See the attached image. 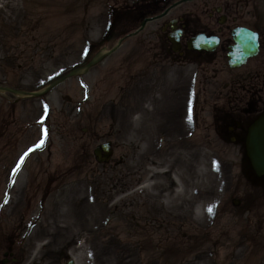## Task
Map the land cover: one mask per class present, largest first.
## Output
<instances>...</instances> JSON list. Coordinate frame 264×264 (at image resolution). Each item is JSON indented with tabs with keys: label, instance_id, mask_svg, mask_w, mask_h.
Wrapping results in <instances>:
<instances>
[{
	"label": "rangeland",
	"instance_id": "obj_1",
	"mask_svg": "<svg viewBox=\"0 0 264 264\" xmlns=\"http://www.w3.org/2000/svg\"><path fill=\"white\" fill-rule=\"evenodd\" d=\"M103 12L99 0H0V90H10L0 92V264L5 252L7 264H264V178L250 180L244 151L225 144L240 116L226 101L224 61L197 74L165 66L148 78L145 59L110 69V57L40 97L12 93L37 91L81 65L86 45L104 32ZM153 113L164 121L153 142L162 161L192 142L196 196L219 186L212 211H198V220L148 198L138 210L133 192L148 162L137 159L151 149L142 120ZM184 120L180 142L170 130ZM107 141L112 157L97 164L92 152ZM194 150L214 159V178L203 175ZM165 183L153 199H176Z\"/></svg>",
	"mask_w": 264,
	"mask_h": 264
},
{
	"label": "flooded vegetation",
	"instance_id": "obj_2",
	"mask_svg": "<svg viewBox=\"0 0 264 264\" xmlns=\"http://www.w3.org/2000/svg\"><path fill=\"white\" fill-rule=\"evenodd\" d=\"M106 24L98 41L86 45L91 58L113 50L114 67L145 59L147 69L203 66L227 61L228 50L240 31L255 37L257 53L239 69L229 70L224 85L232 120L233 141L245 138L250 123L264 111V0H99ZM103 11V10H102ZM144 32L143 34H141ZM203 36L205 45L195 44ZM176 37V46L170 41ZM252 39H247L251 47ZM167 68V67H165ZM242 72V73H241ZM234 110V111H233Z\"/></svg>",
	"mask_w": 264,
	"mask_h": 264
},
{
	"label": "bare ground",
	"instance_id": "obj_3",
	"mask_svg": "<svg viewBox=\"0 0 264 264\" xmlns=\"http://www.w3.org/2000/svg\"><path fill=\"white\" fill-rule=\"evenodd\" d=\"M15 5V4H14ZM144 114V112H143ZM146 114V113H145ZM156 113L147 114L145 118H143V127L149 129V137H148V146L151 147L150 152L148 153L149 158L144 156H136L138 158L137 162L139 166L144 163L146 166V162L148 168L144 169L143 172L140 174L139 178L136 179L138 183H144L143 187L137 188L133 192V197L138 204V210L140 208V199L146 200L144 198L150 199L152 202L164 205L163 203H170L171 207L175 208H183L184 211L188 214L192 213L195 220H198V211H205L208 214V208L212 206L213 202L216 201L215 197L218 195V188L219 186L208 196V198L202 199L198 198L196 194L199 193L200 188L197 186L195 182L191 181L190 171L189 168V161L188 157L189 154L187 152L188 149H195L192 147L191 144L184 145L183 147L179 148L180 153H170L169 155L166 154L163 157L168 156L170 162H164L167 158H162L157 153V149L153 147V142L156 137L154 132L158 131L159 128H163L164 121L162 124L159 122L161 121L158 119ZM160 120V121H159ZM171 121H174L171 119ZM175 122V121H174ZM189 124L186 120L183 122L180 121L178 124H175L173 128L170 130L173 134L178 133V135L182 136L181 141L185 138L184 135L188 132ZM176 136V135H175ZM174 136V137H175ZM169 146L176 145L175 139L170 140L167 143ZM192 157L195 161H199L198 165L200 166L201 172L203 175L214 178L215 177V170H216V162L214 159H210L208 155H204L203 152L198 153L197 151H192ZM198 159V160H197ZM161 162L160 166L153 169V165ZM165 163L167 167L165 166ZM144 166V168H145ZM172 169L170 170V168ZM170 172V176L166 177V175ZM204 176V177H205ZM155 180V181H154ZM148 181H153V183L148 184ZM167 182L170 186H174L176 189V199H170L168 201L164 200V196H159L157 200L151 197V193H160L164 190V185ZM164 183V184H163ZM157 194V195H158ZM140 205V206H139ZM201 206V207H200ZM200 207V209H198ZM98 223V218L94 220ZM205 224V223H204Z\"/></svg>",
	"mask_w": 264,
	"mask_h": 264
},
{
	"label": "water",
	"instance_id": "obj_4",
	"mask_svg": "<svg viewBox=\"0 0 264 264\" xmlns=\"http://www.w3.org/2000/svg\"><path fill=\"white\" fill-rule=\"evenodd\" d=\"M242 48V42L238 43ZM237 54V53H235ZM243 52L239 53V56H231L230 58V66L236 67L239 66L242 62H244L245 57H243ZM76 72L71 73V75H75ZM39 93H33L31 95H38ZM246 148H247V156L250 160V163L257 175L264 174V114H262L257 121L250 127L249 133L246 139ZM102 151L105 153L103 158H100V150H96L94 154L98 157V161H106L110 156V151L108 149V144L101 146ZM68 264H73V262H69Z\"/></svg>",
	"mask_w": 264,
	"mask_h": 264
},
{
	"label": "snow or ice",
	"instance_id": "obj_5",
	"mask_svg": "<svg viewBox=\"0 0 264 264\" xmlns=\"http://www.w3.org/2000/svg\"><path fill=\"white\" fill-rule=\"evenodd\" d=\"M40 143L42 144L43 141H41ZM39 146H40V145L38 144L37 147H39ZM33 150H34V149H29V152H31V151H33ZM28 154H29V153L26 152V153L24 154V156H22V157L20 158V162H21V163L23 162L24 158H25ZM21 163H18V164L16 165V168L13 169V175H15L16 171L20 168ZM5 196L7 197V194H5ZM7 202H8V200H7V198H5L4 203H7ZM208 211L211 212V211H212V208H211V207L208 208Z\"/></svg>",
	"mask_w": 264,
	"mask_h": 264
}]
</instances>
